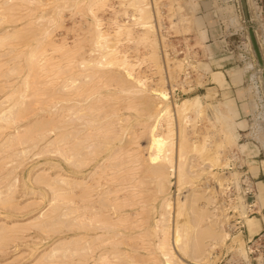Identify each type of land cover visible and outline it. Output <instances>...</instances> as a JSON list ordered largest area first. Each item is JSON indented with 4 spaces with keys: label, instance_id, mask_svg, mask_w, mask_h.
<instances>
[{
    "label": "bare ground",
    "instance_id": "1",
    "mask_svg": "<svg viewBox=\"0 0 264 264\" xmlns=\"http://www.w3.org/2000/svg\"><path fill=\"white\" fill-rule=\"evenodd\" d=\"M13 1L14 0H4V1H2V4L0 5V24L1 25H3L4 23L10 24V25L11 24H16V23L18 24V22L22 21V19L24 18V17L23 18L18 17V16L13 14V12L14 13L18 12L20 10V8H22L21 5L19 6V3H17L18 0H17V2H16V0L14 2ZM50 1H51V3H49ZM61 1L62 0H19L20 3L23 2L24 4H27L26 6H24L25 10L27 12L32 11V9H30L28 5L31 4V6H32L33 3H35L32 6L33 11L42 12V15H40V16L38 15L37 19L34 22H32V21L31 22L30 21L27 22L25 24V28H29L30 27V28H32V31H33L34 30L33 29V27H34L33 25L36 26V24H37L36 21L38 22L40 20L39 23L37 24V26L39 28L38 27H34V28H35V30L38 28V32L44 35V36L42 35L44 37L42 39L47 40L48 38L46 37V34H47V32H49L47 30L49 28H51V26H53V25H54V28H55L56 22L58 20L60 22V19L63 18V17H61V15H62L61 14V12H62V10H61L62 4H59V3H62ZM156 1L157 0H126V4L125 5H126L127 9L130 10L131 14H127L128 11H125L123 14L129 19L130 24H129L128 21L126 23L122 22L123 24L116 23V28L122 34H125V36H129L128 38H130L131 35H132L130 27L131 26H134V27L137 26L141 31H140V33H139V35L137 37H134V39L137 42L144 43L145 46H146V49H147V53H146L147 57L144 60H142V62H147L148 61L150 66L153 67V69H155V73L158 74V76L159 75L161 76V73L163 74L164 67H167L166 65H168L169 68L168 67L167 68L169 70L175 71V75L174 76L173 75L171 77L169 76L170 78H172V82H174L173 77L178 79L179 76H177V75H180V73L181 74L184 73L185 77L183 79L187 80L189 73L186 72V68L185 67H189V68H187V70L190 69L192 67L190 64H193L195 61L194 60H193L194 62L192 61L193 58L192 59L190 58L191 60H189L190 56H187L188 54H186V56H187L186 58L183 57L182 59H179V60L177 58H175L174 55H176V54H173L172 58L167 55L166 51L165 52L163 51L164 54H162L163 53L162 52V47H163V50H166L167 43H166L165 36L163 37V34H161V35L159 34L160 35L159 36L160 39L157 36V34H158L157 32H159V29H161L162 27H160L161 23H159V21H158L159 18L157 16V13H159L160 11L156 12V8L157 7H154V6H157L156 3H155ZM181 1L182 0H174V2H173V3H175L177 5L176 6L177 8L175 7L177 10L175 8L174 9L177 12L179 10V14L181 13L180 11L182 10V14H181L180 20L178 19V22L179 23L181 22L182 24H185V23H189L190 24L188 28H190V29L193 28V31L196 32V34H197V35H195V36H197L196 37V42H197L196 44L200 45L201 43H203L202 42V39H203L202 27L206 23V21L209 22L211 20L210 17H213L214 15L211 16V14H209V13H206V14L204 13V14H202L200 16L196 15L198 13V11H199L198 10L199 2L201 1L203 3L204 0H183L182 1L183 6L186 9L185 8L183 9L181 7V5H180ZM221 1L224 3L225 0H221ZM241 1L242 0H240V3H241ZM83 2H86V5L84 7L86 8L87 11H85V13L88 12L91 15V13L93 12L91 10L92 9L91 6L93 7V5L91 3L95 2V0H81L80 2H79V0H76L74 3H73V0H72V3L68 4V6H71V7H74L75 9H78V7L81 6L80 3H83ZM98 2H99V0L97 2H95V3H98ZM100 2L103 3V0H100ZM244 2H245V0H244ZM95 3H94V6L96 5ZM102 3H101V5H102ZM50 4L53 5L52 9L53 10L55 9V10H54V12L51 11L53 13V16H52V13L50 15V17L52 16L51 18L45 19L46 16L49 13L47 12V13H45L43 15V11H44L43 8H46ZM247 4H249L250 6L252 5L253 6L252 9L256 10L255 6L252 3L248 2ZM88 5H89V7H88ZM68 6H66V7H68ZM225 7H227V6H225ZM151 9H152V11H151ZM26 11H24V12H26ZM219 12H222V11L218 10V13ZM216 13H217V8H216ZM184 14L188 15V16H185ZM21 15H19V16H21ZM36 15L37 14H35V16ZM28 16L29 15H27V14L25 15V17H28ZM35 16H33V17L35 18ZM92 16H93V18H92ZM94 16L95 15L93 13L91 15V18H92L93 22H96L97 19L95 20ZM217 16L219 18V15H217ZM47 17H49V15ZM253 17H255L254 19H256V21H258V23H257L258 24V28L254 30V34H255V38L256 39L254 38V34H253V31H252L254 41L256 40L255 41V46L257 48V51H258L260 57L262 56V59L264 60V29H263V24L261 23V17L259 15H254ZM27 19L29 20V18H27ZM154 21H156L157 27H155V22ZM96 23H98V21ZM231 23H232L231 25H234V26L236 25L235 22H232V20H231ZM19 25H21V24H19ZM94 25H95V23H94ZM48 26H50V27L47 29ZM95 26L97 27V29H95L96 28ZM95 26H93L94 29L92 28V35H91L90 40H89L91 49H90V51H88L89 55H86L88 57H85L86 59L85 58L83 59L82 56H80L81 59H79L78 54H77L78 58H76V60L78 59L80 61V63H79V61L77 60L79 64L78 63L75 64V62H77V61L73 62V61H70V58H68L69 61L71 63H74L75 65H73V64L71 65L70 62L69 63L67 62V64H69V65L65 64V65H67L66 66L67 68L64 69V71L60 68L64 73L61 70H59V72L61 71L63 74H65V77H66V74H68V76H67L66 79L62 80L63 83H61L62 85H60V88L57 91L55 90L56 92H53V91H50V93L46 92L47 93L46 96L48 94H50V95H48V97L51 96V97L57 98V100L59 101V104L62 107L61 109H62L63 114L65 113V115H63V114L62 115L60 114L59 116L57 115L59 117V118L57 117V119H60V120L62 119V121H60V124L58 123L59 120L57 121V124L59 126L57 128H55V129L58 130L59 134L57 136H54V137H56L58 139L57 143L61 144V146L57 147L59 149H54V150L55 151L59 150L58 153H59V156H62L61 159L63 158V162L64 161L65 162L69 161L70 159L73 160L72 161L73 165L71 163L70 167H72V166L76 167V170H77V168L79 166H82L84 163L88 164L87 161L88 162L90 161L89 163H92L93 160L96 161V159L101 157V156H103L102 158H104L105 161L106 160L109 161L111 159V157H112V159H111V162H109V163L106 162L107 164L102 165L101 167L96 165L97 167H94V169L96 168L95 171L90 175L88 181H86V182H85V179L79 180L78 178H74L73 177L72 180H71L70 178H68L69 176L63 177V176H59L57 174H56V176H53L54 178H51L49 176H45L44 173H46V171L44 173H41V171H40V174H38L39 173L38 172L36 174V176L34 175V178L37 177L36 179L37 180L39 179L42 182L41 183L40 181H38V182H40L38 184H40V185L43 184L42 186L48 187L49 188V189H47V190H49L48 193L52 192V195H53L52 196L53 198H51L52 199V203H49V206L51 204V212L47 211V213L48 214L50 213V216H52L54 214L57 216L56 219L54 217H52V218L55 219V220L53 219L55 221V225H56L55 229L56 230L59 229L58 228L59 224L62 227V225H64V223H66V225L67 224L70 225L71 231L69 230V232H72V230L74 228L76 229L77 232H80V233H77L79 235H76V236L74 235V237H77L74 240H70L69 239V241L66 240V242H64V243L63 242L62 243H58V244L54 243V245L57 244L56 247H54V245H53L52 247H54V248L51 249V251H50V248H49L50 252H48V254L41 255L42 254L41 253L40 257L35 259L36 262H38L40 264L41 262L43 263V261H45V263H46V261L48 260L51 263V259H53V258H54V260L55 259H59L58 261H61L64 258L69 257L68 259H71L74 256L77 259V261H75L76 264H86L85 262H86V258L87 257H88L87 261H89V262L91 261V264H130V261H128L129 260V258H128L129 254H128V256L126 254L128 252V250H126V249L127 248L129 249V247H130L131 248L130 250H134V249H132L131 245H128V244H131L132 242L134 243V241L131 242V240H129L128 238H131V236H133V235H134V237H136V235H137L136 238H140V240H141V237H138V236H141L142 234H144V235H146V239L147 240L149 239V238H147V236L150 237V240L152 238L151 242L154 241L153 238H155V242L154 243L152 242L153 243L152 245H154L153 248L155 249V253L157 252L161 256V259L164 260L162 263H161V260H159L161 264H176L174 262L176 260L175 259L176 257L174 255L175 252H173V249H172V244L173 243H175L178 246L179 252H181L183 255H188V256H193L194 255V257L199 258V259H201L202 261H204L205 263H208V264H216L217 261L220 259L221 252L224 251V250H226L225 251L226 253L230 254V260L231 261H234L233 259L237 258L239 260L244 261L245 264H250L249 259H248V252H247V250L245 248V241L240 237L241 234L236 233V229H235L234 225L232 224V220H235L236 217L241 218L242 221H243V226L246 228V231H251V232H253L252 230H255L256 229L255 227L259 225V222H258L259 219L257 218L259 216H254L253 215V214L256 213V210H257V214L258 215L262 214V218L261 219H263V221H264V212L262 211L264 209V179L262 181H259V183L255 184L256 185V193H254V201L253 202L249 201V198L247 196V191H251V189L254 188V185L249 180L250 178L247 175H245V179L242 181L243 173H241L239 171V169H241V167L237 165V159L239 158V157H237L238 156L237 152L240 155H242L243 154L242 153L243 150H247V149H246V146L240 145V143H239L240 140L238 139V136H237L236 132L234 131L235 122H234V115L232 113L233 111H235L234 102L232 100H230V99L229 100L228 99H226V100H222L221 99V100H219V102L216 103L215 106H212V105H209L208 103L206 104L202 100L203 97H199L198 95H196L194 98H191V99L188 98V99H185L183 101L181 99L179 102L172 100L171 97L174 95L173 92H174V90H176L175 87H178V89H182L180 87L184 86L183 83L189 85V83L184 82V81H182L183 83H179L178 82L179 84H177V82H176V85H174L171 82V85L169 84L167 89H166V87L164 88V86H162L161 88H157V89H150L149 88L150 93H148V91H147L148 87L146 86L147 87L146 88L145 85H144L145 82L143 83L141 78H138L139 76L135 77L133 75L134 72H132V70H133V67H135L136 64H130V62L127 60V57L125 56V54L121 55V53L117 49H112L111 51L109 49V52H108L107 51L108 50L107 47H105L106 42H104L105 40H107L104 37L105 34H103V31L100 30L98 24H96ZM22 27H24V25L21 26V28H19V30H18L19 33H20V29L21 30L24 29ZM30 28L28 29V31L30 30ZM156 28H157V30H156ZM182 28L184 29V27H182ZM186 28H187V26H186ZM186 28H185V30H186ZM190 29H188V30H190ZM25 30L27 32V29H25ZM257 30H260L261 35L257 34ZM18 31L17 30H14V31H11V32L9 30H8V32H7V30L5 32L2 31V33H0V44L1 43L5 44L6 43L5 41H7L9 39H10V41H11V39H14V41H15V39L19 40V38L21 36H23L25 39L28 38V37H26L27 35H25L26 33L19 35ZM24 32L25 31H23L22 33H24ZM30 33H31V31L28 34L29 36L32 35ZM35 33H37V32H35ZM247 34L249 36V37L248 36L246 37V39L249 42L248 43L249 44L248 49L252 52V55L255 56V58H256V52L254 50V45H253V42L251 40L250 34L248 33V30H247ZM33 35H35V37L36 36L39 37V34H33ZM42 36L40 35V38ZM48 37H50V36H48ZM30 38H31L30 42H32L33 38L32 37H30ZM42 39H39L40 41L39 40L38 41L35 40L37 42V44H35V46H33V47H30V42L29 43L27 42L26 44H24V46L26 47L25 49H28L27 52H23V56L25 55L26 74L24 76V79H22V82H20V83L22 84V87L25 88L24 89L25 91H26V88H28L27 86H29L30 82H32V84H33L34 83L33 81L35 79L39 78V76H41V75L38 76L37 72H38V70H39V72H41V68L45 64V63L44 64L42 63L43 64L42 65V64H39V62H38V64L40 65L39 66L38 64H36V61H35V60H37L38 54L40 55L41 53L46 51L45 49H43V46H45L47 44H43L41 42ZM160 40H161V42H160ZM10 41H7V43L8 42L10 43ZM101 41H103V42H101ZM7 43H6L5 46H7ZM104 43H105V45H104ZM185 43H187V42H185ZM42 44H43V46H42ZM50 44H48V45H50ZM22 45H23V43H22ZM202 46H204V45H202ZM45 47H47V46H45ZM54 48L55 47H53L52 49H54ZM57 48L60 50L59 52H62L63 49H61L59 46H57ZM57 48H55V49H57ZM58 49L54 50V51L58 52ZM69 49L71 50V47ZM69 49H68V51H69ZM200 50H201V52L202 51L204 52V56H205L206 52H207V50H209V48L204 47L203 50L202 49H200ZM17 51H20V50L18 49ZM184 52L186 53V51H184ZM88 53H86V54H88ZM187 53H188V50H187ZM66 54H67V52L65 54H60L61 58H63L66 61L68 60V59H66L67 57H73L71 55L70 56H66ZM191 54L192 53H190V55ZM4 55H5V53H4ZM9 55H10V53H9ZM0 56H2V54ZM56 56H57V54H56ZM60 56H59V58H60ZM201 57H203V56H201ZM44 58H41V59L39 58V59H40V61H42V60H44V61L50 60L48 57H44ZM204 58H206V57H204ZM52 59H53V57H52ZM62 60H60V62ZM136 60H137V58H136ZM187 60L192 61V62H188ZM195 60H198V58L197 59L195 58ZM8 61H10V60H8ZM137 61H139V60H137ZM170 61L172 62V65L169 66V63H171ZM199 63L200 62L198 61L197 64L199 65ZM257 63H258V61H257ZM15 64H17V63H15ZM0 65H1V63H0ZM5 65H7V64H5ZM35 65L38 68H34ZM47 65L49 66V64H47ZM47 65H44L46 67V69H47ZM81 65H83V66H81ZM198 65L197 66L193 65V67H197L199 69ZM201 65H203L202 67H206V62L202 63ZM201 65H200V67H201ZM258 65H259V63H258ZM263 66H264L263 63H262L261 66H259L261 69L258 71V73H256L257 74L256 77H255L256 79L255 78L254 79L257 80V82L259 84V87L262 90V93H263L262 95L264 97V68H262ZM68 67H70V68H68ZM75 68L76 69H80V70L76 71ZM14 69L16 70L15 66H14L13 70ZM22 69H24V68H22ZM22 69H21V71L19 69L18 70L22 73ZM44 69H42V70H44ZM0 70H2V69H0ZM18 70H17L18 74L16 72V73H13L12 76H14V74H17V76H18L20 74V72ZM47 70L45 71V73H47ZM55 70H57V69H55ZM55 70H53V71H55ZM8 71L10 72V70H8ZM119 71H121V73ZM193 71H195V70H193ZM204 71H206L204 73L208 72L206 69ZM11 72H14V71H12V69H11ZM4 74H5V72H4ZM36 75H37V78H36ZM4 76H7V74L4 75ZM2 78H4V77H2ZM58 78H56V79H58ZM29 79H31V81ZM160 79L163 81L162 78H160ZM160 79H159V81H161ZM205 79H204V81L206 82ZM102 80L106 81V83H107V81H109L108 83H110V81H111V83L114 82L112 84H115V86L114 85L113 86L118 90V93L120 95H122V96L126 95L125 98H127V96H128L131 100H133L134 104H132V101L128 99L130 105H132L131 106L132 109L134 107L133 105H135L136 103H137L138 107H140V105H141L140 108H138L137 105H136V107L138 109L137 108L135 109V107H134V109L136 110V111L134 110V112L138 113V114H141V115L143 113L144 115H142V116L146 117V119H147V123H144L145 127H141V128H144L143 131L142 132L138 131V133L139 132L142 133V135H145V137L147 138V140H146L145 138H143L144 136L143 137L141 136L143 138V141L145 139V143L146 144H145V146H142L141 149H139V150H141L139 152L140 154H135L134 157L132 156L134 158V160H133V158H131L133 161L129 160L130 162L132 161V163L134 165L136 164L138 171H139V169L143 171V173H142V171H140V172L142 174H145L144 175L145 178H143V179L146 180L147 182L142 180V178H139V180H138V178H136L137 181L136 182L134 181L135 184L133 186L132 185L129 186V188L132 187V189H134L133 191H135V193L129 191L130 189L128 188L129 197L126 196L125 200L129 199V201L133 202L132 199H134L137 195L141 196L143 193L145 194V192L146 193L150 192L151 194L154 193L155 194L154 196H156V197H154V196H152L150 194L152 197L151 198L149 197V199L147 198V201L149 200L148 202H150V199H151V202H153L154 200L159 198L160 201H158L159 203H157L158 207L155 208L156 217L154 216V219L152 218L153 219V225L152 224L151 225L153 227L151 226L152 229H149V230L145 229V230H142L140 232L139 229H140V226L142 227L141 224L146 222V220H144V222H142L143 219L142 220H140V219L136 220L135 217L139 216L140 212H136L137 210L136 211H132L131 210L132 212H130V211L127 212V210L123 209V207H125L124 205H126V207H131V205L133 203L130 204V202L127 201V203H126V201H125L126 204H119L120 200H122L121 202H123L124 201L123 198H125V197L121 198L119 193H118L119 196H115L116 195V191H114L115 188L113 190L110 189V188H103L104 186H109V185H106V184H109V182L113 181L112 179H111V181L109 180L111 175L114 174V173L113 174H111V173L115 172L114 170L117 167L116 164L117 163L120 164V162H119L120 158H118L119 159L118 160L116 156H117V154H119L121 152L118 153V151L115 152V151H112V150H114L113 147H114V145L117 142L118 143L122 142V138L120 136H118V133H120V132H118V130L115 128L114 123L112 121H110L113 117L112 116H107V114L108 115H111V113L113 114V111L112 112L110 111V113H108L109 110H110L109 109V110H107L108 112L107 111L105 113L103 112L104 110H102L100 108V106L105 104V102L103 104H99L100 106H98V105L96 106V104H98L97 102H99V95L95 96L94 92L96 93L98 90L97 91L95 90L93 92L89 88L90 87L89 85L93 84L95 81H96L95 85H98L96 83L97 82L99 83ZM50 81H51V79H50ZM53 82H55V80ZM168 83H169V80H168ZM112 84H110V85H112ZM1 85H3V84L1 83ZM8 86H9V84H8ZM22 87L20 86L21 89H22ZM69 87H70V90H69ZM99 87H98V89H99ZM20 88H18V89H20ZM93 88H94V86H92V89ZM184 88L185 87H183V89H182L183 92H185L188 89V88H186V89H184ZM7 89H10V88L8 87ZM53 90H54V88H53ZM18 91L21 92L22 90L21 91L18 90ZM25 91L21 92V94L17 93V94H19V98L18 99H20V102L17 99L18 100L17 104H19L18 106H16V104L14 105V103L11 102L13 105H9L7 107L8 103L10 102L9 98H11V101H12V98L14 97V95L12 94L13 93L12 90H11V94L13 95V97L10 96V93L8 94L9 98H7L6 95L4 96L7 100H9V102L6 100L8 103L3 102L4 99H5L4 97H3L4 99L2 98L0 100V108L1 107L3 108L4 106L6 107V108H3V109H0V124L4 123L5 121L9 122L8 120L12 121V123L17 124L18 122L17 123L13 122V121H17L16 118L19 117L20 119L23 120L24 117L21 118V115H23V116L25 115V117L27 116V114L30 112L29 110H27L29 112L26 113L27 112L26 111L27 107L25 109L26 112H23V110H22V109L25 108L24 106H28L26 104L28 102H25V104H26L25 105L23 103L24 101H22V100H24V96L25 95H23V93H25ZM31 91H32L31 93H34L33 90H31ZM46 91H48V90H46ZM40 92H43V91H40ZM60 93H62V94H60ZM68 93H69V95H67ZM52 94H53V96H52ZM54 94H55V96H54ZM15 96H16V94H15ZM79 97L82 98V99H80L77 102L82 103V105H83V102L85 103L90 98H93L94 102L96 100V103H92V104L89 103L85 108L78 107V109H74V108H77L78 105L76 106V104H75L76 107H73L74 105H72V102H73V100L75 102L76 101L75 98H79ZM50 99H52V98H50ZM237 99H239V100H243L244 99V90L241 89V88H239L237 90ZM123 100H124V98H123ZM128 100H127L126 103H128ZM135 100H136V103L134 102ZM54 101H55V99H54ZM79 103H77V104H79ZM3 104H4V106H3ZM32 104H33V102H32ZM206 105H208L209 107L212 106V108H211V118H212V120H209L208 125L209 124L211 125V126H209V129L211 130V127H214V131L216 130L217 133H215L216 131L214 132L213 129H212V132H210V131H209L210 133L207 132L208 136H206V134H207L206 133V134L203 135L204 139L202 138V136L200 137L201 139L199 138L200 140H202V139L203 140L200 143L198 141V143H199V145H198V143H196L193 140H192L193 143L191 142V140L188 141L187 138L189 137L188 136L189 135V131L191 132V129H194L197 126V120L199 119V117H201L200 115L203 114L202 112L203 111L205 112V109L203 108V106H206ZM125 106L128 107L129 105L126 104ZM208 106H206L205 108L208 109L209 108ZM40 107H41V105H40ZM59 107H57V108H59ZM220 107H221V109H220ZM254 107H255L254 104H252L250 106V109H254ZM54 108L56 110V106H52V111H53ZM128 108L130 109V107H128ZM105 109H107V108H105ZM132 109H130V110H132ZM46 110H47V108H46ZM22 113H26V114H22ZM47 113H48V111H47ZM50 113H51V110H50ZM58 113H60V108H59V112ZM99 113H101V115L102 114L103 115L101 116V115H99ZM114 116H116V115H114ZM260 116H262V115H260ZM20 119H18V121ZM57 119H55V121ZM129 119H130V117H129ZM43 120L45 121V122L43 121V123H41V122L37 123L35 121H33V122L36 123V124H33V122L31 123L30 126H33L32 129H35V131L37 129L36 133H35V131L31 130L30 127H29L30 130H28L29 129L28 128L27 131H25L28 126L24 127L25 130L21 128L22 131L23 130L25 131V133H24V131L22 133H20V130L19 131H15L14 135L12 134L13 136H9L10 139H13V140H11V144H10L9 148H11V147L19 148L20 146L23 145V142H26V144H27V141L28 142L31 141V139L35 136V134L37 135V132L41 133V134L39 133L40 136L38 135L39 137H41L42 133L47 131L45 129H48L50 122H52V120L49 121V122L46 121L47 119H43ZM118 120H119V118H118ZM260 120H261V118H260ZM20 122H21V120H20ZM116 122H117V120H116ZM54 124L57 125L55 122H54ZM13 125L14 124H11V126L14 128ZM5 126L6 125H4V127L0 125V131L2 133L5 130L4 129ZM8 126H10V124L9 125L7 124V127ZM45 126H47V128H45ZM128 126H130V124ZM261 127H262V129H264V122L262 123ZM261 127L259 126L258 128H256L253 135H255L256 138L258 140H260V144L264 148V135L263 136L261 135L262 137L260 136L261 130H262ZM15 128H16V126H15ZM120 129H121V132L124 131L123 127H120ZM6 130H10V129H6ZM15 130H17V128ZM194 130L192 132H194ZM196 130H197V127H196ZM32 131L35 134H33ZM132 132L133 131H130L129 135H131ZM213 132H214V134H218V138H214V137L211 136ZM50 133L52 134L51 131L49 133H47V134L50 135ZM53 133H54V131H53ZM121 134L124 135V132L121 133ZM45 135H43L42 138L43 137L46 138ZM1 136H2V134H1ZM214 136H216V135H214ZM7 137H8V135H7ZM132 137L134 138V136H132ZM52 138H53V136H52ZM135 138H138V136L135 137ZM5 139H4V142H6L8 140L7 139L5 141ZM10 139H9V142H10ZM36 140L38 141V139H36ZM132 140H134V139H132ZM132 140L129 139L128 141L131 142ZM138 140H140V138ZM37 141H36V143H37ZM42 141H45V140H42ZM52 141H53V139H52ZM32 142L34 143V141H31V143ZM49 142H50L49 144H51L50 140H49ZM134 142H135V140H134ZM188 142L189 143L191 142V144H189ZM2 143H3V141H2ZM53 143H54V141H53ZM55 143H56V140H55ZM13 144H15V147L13 146ZM26 144H24V145H26ZM29 144L30 143H28V145ZM58 144H56V145H58ZM127 144L129 145L130 143H127ZM136 144L138 145L139 142H137ZM17 145H19V146L17 147ZM6 146H7V144H6ZM125 146H127V145H125ZM130 146L134 147L133 144L129 145V148H130ZM188 146H190V147H188ZM262 146H259V147H262ZM3 147H5L4 143H3V146L1 148H3ZM33 147H35V146H33ZM36 147H37V145H36ZM54 147H55V145H54ZM224 147H227L228 150H226V148L224 149V150H226L227 153L225 154V157L222 158V156H224V155H222V151H224L223 150ZM13 148H11V149H13ZM233 148H235L236 151ZM11 149H10V151H11ZM27 149H26V153L28 152ZM135 149H129V150H134L135 151ZM207 149H208V151H207L208 153L211 151V150L209 151V149H212V150L214 149L213 150L214 151V155L212 156L211 153H210L209 154V159L207 158V155L202 156L203 154H205L204 152ZM262 149H261V151L264 150V149L263 150ZM46 150H47V148H45V151ZM121 150L122 149L120 148L119 151H121ZM123 151H122V153H123ZM189 151L191 152V154H194L195 152L198 153L199 151L203 152L201 154H199V153L197 154V155L202 156L203 158L202 157H198V156L196 157V155H191L190 153H188ZM213 151H211V152H213ZM43 152H44V148H43ZM52 152H51V154H54ZM114 152L117 153V154H115ZM129 152L131 153V151H129ZM129 152H127V153L129 154ZM14 153H17V152H14ZM106 153H108L109 160L107 159V156L104 157V155ZM132 153H133V151H132ZM223 153H225V152H223ZM18 154L19 155L23 154L24 156H26L25 152H23V151H22L21 154L20 153H18ZM49 154H50V152H49ZM219 154H220V156L221 155L222 156L218 157ZM56 155H58V154H56ZM124 156H125V154L122 157H124ZM194 156L196 158L204 159V162L206 164V167H204V168H206L207 170H203L202 169L201 172L202 173L204 172L206 175L207 174L210 175V177H208V178H212V180H213L211 182L212 183L211 186H208L209 183L207 184V183L204 182L205 186L207 184V187L204 186V187L198 188L199 185H198V187H196V184L192 183L193 180L197 179V177L195 175V177H194L195 179H193L191 181V179L193 178V175H194V173H192V172H194L193 169L196 170V167H198V166L200 167L201 166L200 164L204 163V162H200V164H197L196 163L197 160L193 163V161L195 159ZM14 157H16V156H14ZM17 157H18V155H17ZM119 157H121V156H119ZM122 157H121V159H122ZM11 158H13V156ZM128 158L130 159L129 156H128ZM128 158H127V160H124V161H128ZM220 158H222V159H220ZM20 159H21V157H20ZM202 159H200V160L198 159V161H202ZM115 160H118V162L114 163ZM121 161H123V160H121ZM124 161H123V165L120 164V166H119L120 168L125 165ZM243 161L244 160L242 158L240 160V162H243ZM60 162H58V163L60 164ZM69 162H68V164H69ZM238 162H239V160H238ZM59 164L55 163L56 166L59 165ZM126 165H128V164H126ZM64 166H65V164H64ZM85 166H87V165H85ZM202 166H203V164H202ZM52 167L53 166H51V168ZM91 167H90V169H91ZM127 167H129V166H127ZM59 168L61 169L62 167L59 166ZM66 168H68V167H66ZM80 168H78V171L80 170ZM74 169L75 168H73V169L70 168V170H72V171ZM83 169H84V166H83ZM118 169L119 168H117V170ZM126 169H127V174H129L130 172H133L136 169V167H135V169H134V167L132 168V169H134L133 171H131L129 168H126ZM128 169H129V173H128ZM199 169H201V167ZM210 169H216V170L214 172L213 170H210ZM123 170H121V171H123ZM248 170L251 171L250 168H248ZM61 171H63V170H60V172ZM121 171H119V172L122 173ZM138 171H136V172H138ZM119 172H118V174H119ZM140 172H138V174ZM218 172H219V175H218ZM67 173H68V171H67ZM83 173L85 174L86 172H83ZM0 174H1V172H0ZM195 174H196V171H195ZM199 174H200V172H199ZM199 174L197 176H199ZM115 175L116 174H114V177L116 178ZM124 175H125V173H124ZM132 175H133V173H132ZM132 175L131 176L125 175V176H128V177L131 178V177H133ZM221 175H222V177H220ZM119 176L120 175H118V177ZM134 178H135V175H134ZM36 179H34V181ZM121 179H122V177H120V180L118 179V181L121 182ZM37 180H36L35 183H37ZM114 180H116V179H114ZM128 180H130V179H128ZM128 180H126V181H128ZM140 180H142V181H140ZM3 181L5 182V179ZM8 181H9V179H8ZM34 181L32 180V182H34ZM101 181H102V183H103V181H105V182L107 181L108 183L104 182L105 185H103L101 183ZM126 181H123V182H126ZM187 181H190L191 184L195 185V186L192 187L191 184L188 185L189 182H187ZM148 182H150L149 184H151V186L153 187V190H151V191H147V189H144L145 187L141 186L143 183H144V185L148 184ZM114 183L115 182H113V184ZM185 183L189 186V189H187L185 193H182L183 191H185V189L181 193H179L181 188L185 187L184 186V185H186ZM242 183L245 185V187L242 186ZM116 185H114V186H116ZM190 185H191V189H190ZM202 185H204V184H202ZM12 186H13V184L12 185L10 184L8 186V188H6L9 191V193H8V191L4 190L6 192V194L4 193L5 194L3 196L4 198H1V195L3 194V192L0 191V206H5L7 208L8 207L13 208V207L9 206V205H13V204H11V202H13V201H11V200H13V198H12L13 197L12 196L13 191L11 189ZM126 186H128V185H126ZM140 186L146 191L140 192V190L142 189ZM46 187H44V188H46ZM110 187H112V186H110ZM120 187H117L116 189L119 188L118 190H120ZM171 187L174 188L175 192L179 193V194L177 193L178 197L180 195H182V197L180 196L181 199L178 200L176 204L172 201L173 197L171 198V195H169V189ZM101 188H103V189H101ZM149 188H150V186H149ZM124 189L125 188H123L120 191L124 192L123 191ZM137 190L140 193V195L137 194ZM120 191H118V192H120ZM31 193H33V191ZM131 193H133V194H131ZM75 194H78V196L81 198L80 202L83 203L84 206H82L80 208L79 207L78 208L75 207L76 206L75 204L77 202L75 204H73L74 202L71 200L72 198L70 197V196H72V197L75 196ZM174 195H175V197H177L176 193ZM148 196H149V194H148ZM69 197L71 199H69ZM76 197H77V195H76ZM73 199H74V197H73ZM134 200H136V198ZM200 200L202 201V203H201ZM58 201H59V203L61 201V203H60V205L57 206ZM78 201H79V199H78ZM117 201L119 203H116ZM137 201H139V199ZM147 201L145 200L144 202L146 203ZM199 201L201 203L200 205L198 204ZM144 202L141 201V203H144ZM36 203H33V204H36ZM145 203H144V205H145ZM69 204L71 206L73 205L75 208L74 207L71 208L70 206L68 207ZM139 204H140V202H139ZM250 204L254 205L253 208L249 207ZM150 205H152V204L150 203ZM14 207H15V204H14ZM31 207H33V206H31ZM146 207L147 206H145L144 208H146ZM152 207H153V205H152ZM29 208H27V209H29ZM25 209H26V207H25ZM134 209H136V208H133V210ZM140 209L143 210L141 207H140ZM140 209L138 208L139 211H140ZM144 210L142 211L143 213H144ZM146 211H147V209H146ZM155 212H154V215H155ZM230 212L233 213L231 216L229 214ZM47 213H46V210L45 211L44 210L38 211L36 217L33 219V223H30V225H33L32 226L33 228L38 227L37 229H41V231H44L45 234H47L48 231L51 232L52 229H50V228H51V226H53V225H51L53 223H49V224L46 223V220H47L46 217H50L49 215L48 216L45 215ZM149 213H150V209H149ZM149 213H147V214H149ZM142 215L144 216V214H142ZM251 215H253V216L250 218ZM128 216H130V218L131 217L135 218L134 219L135 221H131L132 218L130 219V221H131V222H129L130 224L127 223L129 225L125 224L128 221V220H126L128 218ZM146 216H148V215H146ZM61 217L64 218V220L63 219L61 220L60 219ZM190 217H192V219ZM148 218H149V216H148ZM54 221H52V222H54ZM140 221L142 222L141 224H140ZM48 222H50V218H49ZM56 222L59 223V224L57 225ZM25 223L27 224V222H25ZM72 223H74V224H72ZM198 224L202 225L201 228L190 229V226H197ZM20 225H21L20 223L19 224L18 223L1 224L0 225V243L4 242V241L7 242L8 240L11 241L10 240L11 237H13L12 239H14L16 231L19 228L23 227L22 225L20 227ZM30 225H26V226H29V228H30ZM67 226H63L62 228L67 227ZM145 226H147V225L145 224ZM71 227H74V228H71ZM148 227H150V226H148ZM23 228H22V230H23ZM68 228H66V229H68ZM37 229L35 228V231ZM47 229H48V231H47ZM127 229H128L129 233H126ZM22 230L19 229L17 232L20 233L19 231H22ZM45 230L47 232H45ZM61 230H60V232H61ZM54 231H53V233L55 235ZM58 231H57V233H58ZM69 232H67V233H69ZM10 233L12 235L14 233V236L11 235L10 239L6 238L7 234H10ZM140 233H142V234L140 235ZM254 234L249 233L248 234L249 238H251L252 235H254ZM143 236H142V238H143ZM134 237H132V238L134 239ZM15 238L18 240V237L15 236ZM21 239L23 240V238H21ZM45 239H47V238H45ZM126 239H128V240H126ZM143 239L145 240V238H143ZM134 240L137 241V239H134ZM147 240H145V241H147ZM125 241H126V243H125ZM127 241H130V243L127 242ZM4 243H1V244L4 245ZM11 243H14V241L11 242ZM143 243H145V242H142L141 244H143ZM146 243H148V242H146ZM125 244H126V246L128 245L129 247L126 248ZM3 245H2V247L4 248ZM146 246L148 247L147 244H146ZM150 246L148 247L149 249H150ZM133 247H135V246H133ZM138 247H141V246H138ZM143 248H144V246H143ZM153 248L151 246V249H153ZM144 250L145 249H143V251ZM135 251H133V252H135ZM30 253H32V252H30ZM67 253L69 254V256H66ZM158 254H157V257H158ZM217 255H218V257H217ZM139 257H141V256H139ZM131 258H130L131 261H134L137 257H135V259H134V257H131ZM72 260H74V259H72ZM138 261H139V259H138ZM141 261L143 262V260H141ZM141 261H139V262H141ZM159 261H157V262L155 261L153 263L157 264V263H159ZM177 261H179V260L177 259ZM62 262H63V260H62ZM34 263L35 262H32V264H34ZM38 263H36V264H38ZM198 263H200V262H198Z\"/></svg>",
    "mask_w": 264,
    "mask_h": 264
},
{
    "label": "rangeland",
    "instance_id": "2",
    "mask_svg": "<svg viewBox=\"0 0 264 264\" xmlns=\"http://www.w3.org/2000/svg\"><path fill=\"white\" fill-rule=\"evenodd\" d=\"M2 1H4V0H0V5L2 4ZM15 1V0H14ZM13 1V2H14ZM76 0H73V3L75 2ZM81 0H79V2H80ZM98 1V0H97ZM96 0H95V2H97ZM183 1V0H182ZM182 1L180 2V5H181V7L184 9L185 7L183 6V3H182ZM221 0H217L216 2L217 3H219ZM16 2H17V0H16ZM62 3H59V4H62V7H61V10H62V12H61V17H63V18H61L60 19V22H59V20L56 22V24H55V28H54V25L53 26H51V28H49L50 26H48L47 27V31H49V32H47V34H46V37L48 38H46L47 40H45V39H42V38H44L43 36V34H41V33H39L38 32V26H37V24L39 23V21L37 22L36 21V26L35 25H33L34 27H38L36 30H35V28L33 27V31H32V28H30V30L28 31V29L29 28H25V24L27 23V22H34L36 19H37V17H38V15L40 16V15H42V12H37V11H33V8H32V6L35 4V3H33V5L31 6V4H29L28 6H29V8L30 9H32V11H29V12H27L26 10H25V7L24 6H26L27 4H24L23 2H19V0H18V2L17 3H19V6L21 5V7L24 9H22V8H20V10L18 11V12H13V14L14 15H16V16H18V17H21V18H23L22 19V21H20V22H18V24L16 23V24H6V23H4L3 25H1L0 26V33H2V31L3 32H5L6 30H7V32H8V30L11 32V31H14V30H19V28H21V26H23L24 25V27H22V28H24V29H22L23 31H25L24 33H22L23 31L20 29V33H19V31H18V34L19 35H21V34H25V35H27L26 37H28L27 39H25L23 36H21L20 38H19V40H16L15 39V41H14V39H11V41H10V39L9 40H7V41H10V43L8 42L7 43V41H5L6 43H7V46H5L6 45V43L5 44H3V43H1L0 45V55L2 54V56L4 57H2V56H0L1 58H0V63H1V65H0V69H2V70H0L1 72H0V100L6 95V97L7 98H9L8 96V94L10 93V96L11 97H13V95H14V97L12 98V101H11V98H9V100H10V102H9V100H7L5 97V99H4V101L3 102H5V103H8V105H7V107L9 106V105H13L12 103H14V105L16 104V106H18L19 104H17L18 102V100H19V102H20V99H18L19 98V94H21V92H23V91H25L24 89V87H22V84L20 83V82H22V79H24V76H25V74H26V63H25V55L23 56V52H27V50L28 49H25L26 47L24 46V44H26L27 42L29 43L30 42V40H31V38L30 37H32L33 39H32V42H30V47H33V46H35V44H37V42L35 41V40H39V39H42L41 40V42L43 43V44H47V45H45V46H47V47H45V46H43V44H42V46H43V49H45L46 51L45 52H43V53H41L40 55L38 54V56H37V60H35L36 61V64H38V62H39V64H44V65H47V64H49V66L47 65V69H46V67L43 65V67L41 68V72H39V70H38V76L39 75H41V76H39V78H37V75H36V78L37 79H35L33 82V84H32V82H30L31 81V79H29L30 81V84H29V86H27L28 88H26V91H25V93H23V95H25L24 96V100H22V101H24L23 103L25 104V102H28V103H26L28 106H24L25 108L24 109H22L23 110V112H26L27 110H29V111H27L26 113H28L27 114V116L25 117V115L23 116V115H21V118L22 117H24L23 118V120L22 119H20L19 117L18 118H16V120L17 121H13V122H18L17 124H15V123H12V121H10V120H8L9 122H6L8 125L10 124V126H8L7 127V124L4 122V123H1L0 125L1 126H3L4 127V125H6L5 126V130L3 131L2 129V131H3V133L0 131V133L2 134V136H1V134H0V172H1V174H0V191L1 192H3V194L1 195V198H4L3 196L6 194V192L5 191H8L6 188H8V186L11 184H13V186L11 187V189H12V191H13V193H12V198H13V200H11V201H13V202H11V204H13V205H9V206H11V207H13V208H10V207H5V206H0V223L1 224H12V223H20L23 227H21V225H20V227L21 228H19L20 230H22V228H23V230L22 231H19L20 233H18L17 231L19 230H17L16 231V233H15V236L16 237H18V240L15 238V236H14V233H13V235L10 233V234H7V236H6V238H9L10 239V237H11V235L12 236H14V239H12L13 237H11V241H4V242H1V243H4V245L3 244H1L0 243V264H32V262H35L34 264H36V263H38V262H36V260L35 259H37V258H39L40 257V254L41 255H43V254H48V252H50L51 251V249H53L54 247H56V245L58 244V243H64V242H66V240L67 241H69V239L70 240H74V239H76L77 237H74V235L76 236V235H79V234H77V233H80V232H77L76 231V229L74 228V227H71V228H74L73 230H72V232H69V230L71 231V229H70V225H66V223H64V225H62V227L63 226H67V227H64L65 229L66 228H68V229H64V228H62L61 227V225L59 224V223H57L56 222V224L59 226H57L59 229V231L58 230H56L55 229V227H56V225H55V219L57 218V216L54 214V215H52V216H50V213L48 214L47 213V211L48 212H51V204H50V206H49V203H52V199L51 198H53L52 196V192H50V193H48L49 192V190H47V189H49L48 187H46V186H42L43 184H38V183H40L41 181L38 179H36L37 177H35L34 178V175L36 176V174L38 173V174H40V171H41V173H44L45 171H46V173H44L45 174V176H49V177H51V178H54L53 176H56V174L57 175H59V176H63V177H66V176H69L68 178H70L71 180H72V178L74 177V178H78L79 180H83V179H85V182L86 181H88V179H89V177H90V175L95 171V169H94V167H97L96 165H98V166H102V165H105V164H107L106 162H111V159H112V157H111V159L109 160V158H108V153H106L105 155H104V157L105 156H107V159L109 160V161H105L104 160V158H102L103 156H101V157H99V158H97L96 159V161L95 160H93L92 161V163H89L88 161H87V163L88 164H85V165H87V166H85L84 164L82 165V166H79L78 168H80V170L78 171V168H77V170H76V167H73V168H75L73 171L72 170H70V168L71 169H73L72 167H70L71 165V163H72V161L73 160H69V161H64L63 162V158L61 159V157L62 156H59V153H58V151L59 150H57V151H55L54 149H59V148H57V147H59V146H61V144H58L57 143V141H58V139L56 138V137H54V136H57L58 134H59V132H58V130H56L55 128H57L59 125L57 124V121H58V123L60 124V121H62V119L60 120V119H57V117L61 114H63V112H62V107H61V105L59 104V101L57 100V98H54V97H51V96H49L50 98H52V99H50L49 97H48V95H50V94H48L47 96H46V94L47 93H50V91H53V92H56L59 88H60V85H62L61 83H63L62 82V80L63 79H66L67 78V76H68V74H66V77H65V74H63L64 72V69H66L67 67V65H69V64H67V62L69 63L70 61H77L76 60V58H78L79 57V59H81L80 58V56H82V58L84 59L85 57H88V56H86V55H89V53H88V51H90V49H91V46H90V42H89V40H90V37H91V35H92V28L94 29V27L93 26H95L96 24H98L99 25V28H100V30L101 31H103V34H105V38L107 39V40H105L104 42H106V45H105V43H104V45H105V47H107V51L109 52V49H110V51L112 50V49H117L120 53H121V55L122 54H125V56L127 57V60L130 62V64H136L135 65V67H133V70H132V72H134V76L136 77H138V78H141V80L143 81V83H144V85H145V87L148 89L147 91H148V93H150V90H149V88L150 89H157V88H161L162 86H164V88L166 87V89H167V87L169 86V84L171 85V82H172V78H170L172 75L174 76L175 75V71H171V70H169L168 68V65H166L167 67H164V71H163V74L161 73V76L159 77L158 76V74H156L155 73V69H153V67H151L150 66V64L148 63V61L147 62H142V60H144L147 56H146V53H147V49H146V46H145V44L144 43H140V42H137L135 39H134V37H137L138 35H139V33H140V29L137 27V26H131L130 28H131V37L130 38H128L129 36H125V34H122L120 31H118L117 30V28H116V23H120V24H123L122 22H124V23H126L127 21L129 22V24H130V21H129V19L123 14L125 11H128L127 12V14H131V12H130V10L129 9H127V7H126V0H103V3L102 2H100V0H99V2L98 3H95V2H93V3H91L92 5H93V7L91 6V10L93 11L92 13H91V15L94 13V15L96 16H94V19L96 20L97 19V21H98V23H96V22H93L92 21V18H93V16H92V18H91V15L88 13V12H86L85 13V11H87L86 10V8L84 7L85 5H86V2H83V3H80L81 4V6L80 7H78V9H75L74 7H71V6H68V4H71L72 3V0H62L61 1ZM174 2V0H157L155 3H156V5L157 6H154V7H157L156 8V12L158 11H160L159 13H157V16H158V18H159V23H161L160 24V27H162L161 29H159V32H157L158 34H157V36H158V38H159V36L161 35V34H163V37L165 36V38H166V43H167V47H166V50H163V47H162V52L164 51H166L167 52V55L168 56H170L171 58H172V56H173V54H176V55H174L175 56V58H177L178 60L179 59H182L183 57L184 58H186L187 56H190L189 57V60H191L192 58V61L194 62L193 64H190L191 66V70L190 69H188L187 70V68H189V67H185L186 68V72L187 73H189L188 74V79L187 80H184L183 78L185 77L184 76V73H180V75H177V76H179L178 77V79H176V78H174L173 77V80H174V82H172L174 85H176V82H177V84H179V83H183L182 81H184V82H187V83H189V85H187V84H185V83H183L184 84V86L183 87H185L184 89H186V88H188L185 92H183V87H180V88H182V89H178V87H175V89L176 90H174V95L171 97V99L172 100H174V101H180L181 99H182V101L183 100H185V99H188V98H194L196 95H198L199 97H203L202 98V100L207 104H209V105H212V106H215L216 105V103L217 102H219V100H226L227 98H225L224 99V97H221L219 94H218V92L216 91V90H212V89H209V88H207L206 87V82H207V80L205 79L206 78V73H204V72H206V71H204L205 69L207 70V67H202L203 65H201L202 63H204L205 61H206V58H204V57H206V55L204 56V52L202 51L201 52V50L200 49H202L203 50V48L204 47H206L203 43H201L200 45L198 44H196L197 42H196V37L197 36H195V35H197L196 34V32L195 31H193V28L192 29H190V28H188L189 27V23H185V24H182L181 22L179 23L178 22V19L180 20V17H181V14H182V10L180 11L181 13L179 14V10H178V12L176 11L177 9V5L175 4V3H173ZM248 2H250V3H252L254 6H255V8H256V10L255 9H252L253 8V6L251 5H249V4H247ZM49 3H51V1L49 2ZM94 3L96 4L95 6L97 7H95L94 6ZM100 3V4H99ZM101 3H102V5H101ZM223 3V2H222ZM225 3V4H224ZM224 3H223V5H224V7H225V5H227V7L229 8L228 10H229V14H228V17H229V21H228V19H227V24H228V26H230V27H232V29L230 28V30H228L229 31V34H230V40L231 41H229V43H228V46H226V51H228V52H231V51H233V53H234V55H235V57H236V59L238 60V62H237V64L240 66V67H245V78H246V86H243V87H245L248 91V99H249V101H248V105H249V108H250V106L252 105V104H254V106L256 107H254V109H250V111H248V113H249V119H250V128H251V130L253 131V132H255V129L256 128H258L259 126L261 127V125H262V123L264 122V97H263V93H262V90L260 89V87H259V84H258V82H257V80H255L256 78V73H258V71L261 69L259 66L260 65H258V63H257V56H256V58H255V56H253L252 55V52L248 49V47H249V42H248V40L246 39V37L248 36V34H247V30H251V31H253V34H254V30L255 29H257L258 28V21H256V19H254L255 17H253L254 15H259L260 17H261V23L264 25V0H245V4H246V11H247V19H245V17H244V12H243V9H242V5H241V3H240V0H225L224 1ZM13 4V3H12ZM66 4V5H65ZM83 4V5H82ZM90 4V5H91ZM159 4V5H158ZM167 4V5H166ZM101 5V6H100ZM175 5V6H174ZM203 5H204V9L206 8H208V6H209V2L208 1H206V0H204L203 1ZM66 6H68V7H66ZM168 6V7H167ZM51 7V8H50ZM52 7H53V5H49V6H47L46 8H43V15L45 14V13H49L48 15H49V17H47L46 16V18L45 19H47V18H51L52 16H53V13L52 12H54V10L52 9ZM88 7H89V5H88ZM99 7V8H98ZM176 7V8H175ZM176 10H175V9ZM100 9V10H99ZM186 9V8H185ZM24 11H26V12H24ZM50 11V12H49ZM52 11V12H51ZM151 11H152V9H151ZM256 13H255V12ZM260 11V12H259ZM36 12V13H35ZM254 12V13H253ZM259 12V13H258ZM17 13V14H16ZM19 13V14H18ZM24 13V14H23ZM29 13V14H28ZM37 14L36 16H35V14ZM51 13H52V16L50 17V15H51ZM75 13V14H74ZM207 12H206V10H205V14H206ZM22 14V15H21ZM33 15V16H35V18L33 19L31 16L29 17H25V15ZM159 14V15H158ZM252 14V15H251ZM19 15H21V16H19ZM90 15V16H89ZM171 15V16H170ZM179 15V16H178ZM185 15V14H184ZM197 16H198V13L196 14ZM183 16V15H182ZM185 16H188V15H185ZM199 16H200V14H199ZM179 17V18H178ZM196 17V16H195ZM26 18V19H25ZM27 18H29V20L27 19ZM234 18V19H233ZM253 19V20H252ZM27 20V21H26ZM231 20H232V22H235V26L234 25H231L232 23H231ZM235 20V21H234ZM155 22V27H157V25H156V21H154ZM173 22V23H172ZM62 23V24H61ZM94 23H95V25H94ZM158 23V24H159ZM19 24H21V25H19ZM128 24V25H129ZM154 24V23H153ZM183 26H182V25ZM188 24V25H187ZM61 25V26H60ZM12 26V27H11ZM58 26V27H57ZM186 26H187V28L188 29H190V30H188L187 28H186ZM57 27V28H56ZM96 27V26H95ZM171 27V28H170ZM182 27H184V29L182 28ZM9 28V29H8ZM98 28V29H99ZM185 28H186V30H185ZM6 29V30H5ZM25 29H27V32H26V30ZM95 29H97V27L95 28ZM5 30V31H4ZM156 30H157V28H156ZM22 31V32H21ZM31 31V33L30 34H32V35H28L29 34V32ZM37 32V33H35V32ZM89 31V32H88ZM161 31V32H160ZM163 32V33H162ZM89 33V34H88ZM195 33V34H194ZM33 34H39V37L38 36H36L35 37V35H33ZM50 34V35H49ZM160 34V35H159ZM257 34H259V35H261V32H260V30H257ZM40 35L42 36L41 38H40ZM48 36H50V37H48ZM38 37V38H37ZM249 37V36H248ZM18 38V37H17ZM24 40H22V39ZM254 38H255V34H254ZM160 39V38H159ZM250 39V38H249ZM256 39V38H255ZM36 43H35V42ZM40 41V40H39ZM51 41V42H50ZM256 41V40H255ZM23 43V45H22V43ZM40 42V43H41ZM78 42V43H77ZM101 42H103V41H101ZM160 42H161V40H160ZM185 42H187V43H185ZM202 42H203V40H202ZM51 43V44H50ZM56 43V44H55ZM80 43V44H79ZM4 46H3V45ZM48 44H50V45H48ZM55 44V45H54ZM60 44V45H59ZM64 44V45H63ZM257 44V43H256ZM78 45V46H77ZM202 45H204V46H202ZM238 45H240V46H238ZM3 46V47H2ZM12 46V47H11ZM17 46V47H16ZM57 46H59L61 49H63L62 50V52H59L60 50L57 48ZM74 46V47H73ZM188 46V47H187ZM14 47V48H13ZM20 47V48H19ZM53 47H55V48H57L58 49V52L56 51H54V50H57V49H52ZM71 47V50L69 49ZM157 47V46H156ZM193 47V48H192ZM201 47V48H200ZM4 48V49H3ZM13 48V49H12ZM17 48V49H16ZM22 48V49H21ZM82 48V49H81ZM208 48V47H207ZM20 50V51H17V50ZM68 49H69V51H68ZM78 49V50H77ZM188 50V53H187V50ZM193 49V50H192ZM2 50V51H1ZM11 52H10V51ZM67 50V51H66ZM77 50V51H76ZM192 52H191V51ZM6 51V52H5ZM15 51V52H14ZM17 51V52H16ZM106 51V52H107ZM161 51V50H160ZM184 51H186V53L184 52ZM190 51V52H189ZM8 52V53H7ZM53 52V53H52ZM67 52V54H66V56H73V57H67L66 59H68V58H70V61H69V59L66 61V60H64L63 58H61V56H60V54H65ZM69 52V53H68ZM161 52V53H162ZM164 52L162 53V54H164ZM175 52V53H174ZM207 52H208V50H207ZM249 52V53H248ZM4 53H5V55H4ZM9 53H10V55H9ZM22 53V54H21ZM47 53V54H46ZM86 53H88V54H86ZM190 53H192L191 55H190ZM15 54V55H14ZM18 54V55H17ZM21 54V55H20ZM56 54H57V56H56ZM59 54V55H58ZM77 54H78V57H77ZM186 54H188L187 56H186ZM196 54V55H195ZM202 54V55H201ZM51 55V56H50ZM53 55V56H52ZM76 55V56H75ZM6 56V57H5ZM11 56V57H10ZM14 56V57H13ZM59 56H60V58H59ZM192 56V57H191ZM201 56H203V57H201ZM24 59H23V58ZM44 57H48L50 60H48V61H44V60H42V61H40V59L41 58H44ZM52 57H53V59H52ZM56 57V58H55ZM75 57V58H74ZM40 58V59H39ZM55 58V59H54ZM72 58V59H71ZM75 60H74V59ZM136 58H137V60H139V61H137L136 60ZM191 58V59H190ZM195 58L197 59L198 58V60H195ZM202 58V59H201ZM261 59H262V56L260 57ZM45 59V58H44ZM65 61H63V60ZM86 59V58H85ZM200 59V60H199ZM5 62H3V61ZM8 60H10V61H8ZM60 60H62L61 62H60ZM189 60H187L188 62H192V61H189ZM13 61V62H12ZM22 61V62H21ZM56 61V62H55ZM79 61V60H78ZM78 61L77 62H75V64H77L78 63ZM199 61L200 63H199V65L197 64V62ZM255 61V62H254ZM10 62V63H9ZM50 62V63H49ZM53 62V63H52ZM58 62V63H57ZM139 62V63H138ZM171 62V61H170ZM9 63V64H8ZM15 63H17V64H15ZM22 65H21V64ZM57 63V64H56ZM62 63V64H61ZM71 63V62H70ZM79 63H80V61H79ZM78 63V64H79ZM161 63V62H160ZM262 63H263V65H264V60L262 59ZM4 64V65H3ZM5 64H7V65H5ZM13 64V65H12ZM38 64V65H39ZM51 64V65H50ZM65 64H67V65H65ZM75 65L74 63H71V65ZM139 64V65H138ZM3 65V66H2ZM41 65V66H42ZM170 65H172V62L171 63H169V66ZM193 65L194 66H199V69L197 68V67H193ZM200 65H201V67H200ZM12 66V67H11ZM14 66H15V68H16V70L14 69L13 70V68H14ZM23 66V67H22ZM40 66V65H39ZM55 66V67H54ZM64 68H63V67ZM81 66H83V65H81ZM8 67V68H7ZM49 67V68H48ZM22 68H24V69H22V73L20 72L21 71V69ZM34 68H38L36 65H35V67ZM45 68V69H44ZM52 70H51V69ZM63 70H61V69ZM68 68H70V67H68ZM80 68V67H79ZM262 68H264V66L262 67ZM11 69H12V71H14V72H11ZM20 71H19V70ZM42 69H44V70H42ZM55 69H57V70H55ZM248 69V70H247ZM8 70H10V72L8 71ZM17 70L20 72V74L17 76V74H18V72H17ZM24 70V71H23ZM47 70V73H45V71ZM53 70H55V71H53ZM59 70H61L60 72H59ZM75 70L77 71V70H80V69H76L75 68ZM193 70H195V71H193ZM199 70V71H198ZM193 71V72H192ZM4 72H5V74H4ZM9 74H8V73ZM17 72V74H14V76H12L13 75V73H16ZM54 72V73H53ZM120 73H121V71H119ZM198 72V73H197ZM42 73V74H41ZM57 73V74H56ZM61 73V74H60ZM6 75L7 74V76H4V75ZM23 74V75H22ZM49 74V75H48ZM200 74V75H199ZM202 74V75H201ZM17 77H16V76ZM56 75V76H55ZM63 75V76H62ZM170 76V77H169ZM2 77H4V78H2ZM53 77V78H52ZM59 77V78H58ZM61 77V78H60ZM63 77V78H62ZM176 77V76H175ZM203 77V78H202ZM213 77V79L215 80L216 79V77H215V75H213L212 76ZM215 77V78H214ZM47 78V79H46ZM56 78H58V79H56ZM160 78H162L163 79V81L160 79ZM255 78V79H254ZM39 79V80H38ZM50 79H51V81H50ZM159 79L161 80V81H159ZM204 79L206 80V82L204 81ZM37 80V81H36ZM47 80V81H46ZM55 80V82H53ZM57 80V81H56ZM168 80H169V83H168ZM50 81V82H49ZM189 81V82H188ZM191 81V82H190ZM202 81V82H201ZM12 82V83H11ZM38 82V83H37ZM96 82V81H95ZM95 82L93 83V84H91V85H89L90 87V90L91 91H97L96 93L94 92V94H95V96L97 95H99V102H97L98 104H96V106L98 105V106H100L99 104H103L104 102H105V104H103V105H101L100 106V108L102 109V110H104L103 112L105 113L107 110H109V112L108 113H110V111L112 112L113 111V114L111 113V115H108L107 114V116H112L113 118L110 120V121H112L113 123H114V126H115V128L118 130V132H120V133H118V136H120L121 138H122V142L119 144L118 142L114 145V147H113V149L114 150H112V151H115V152H117L118 151V153L119 152H121V153H119V154H117V153H115V154H117V159L118 158H120V164H122L123 165V161L124 160H127V158H128V156L130 157V159L128 158V161H124V166H122L121 168L119 167L120 166V164L119 163H117L118 162V160H115L114 161V163L116 162L117 164V167L115 168V172H112L111 174H116L115 176H116V178L114 177V174L113 175H111V177L109 178V180L111 181V179L113 180V181H111V182H109V184H106V185H109V186H104L103 188H110V189H116L117 187H120V190H122L123 188H125L123 191L126 193H124V192H122V191H120V190H118V189H114V191H116V195L115 196H119V194H120V196H121V198H123V197H125V198H123V202H121L122 200H120V203L117 201L116 203H119V204H126L127 203V201L128 202H130V204H132L131 205V207H126V205H124L125 207H123V209L124 210H127V212H132V211H136V212H140V215L139 216H136L135 218H136V220L137 219H140V220H142L143 219V221L142 222H144V220H146V222H144L147 226H145V224L144 223H142L141 221H140V224L142 225V227L140 226V232L142 231V230H145V229H152V225H153V219H154V216L156 217V212H155V208L156 207H158V205H157V203H159L158 201H160L159 200V198L158 199H156V200H154L153 202L155 203H153V202H151V199H150V202H148L147 201V198L149 199V197L151 198L152 196H154L155 194L154 193H150V192H145V194L148 196V194H149V196L147 197L144 193L141 195V196H136L135 198H136V200H134V199H132L133 200V202H131V201H129V199H127V200H125L126 199V196H128L129 197V193H128V188H129V186H133L134 184H135V182L137 181V179L136 178H138V180H139V178H142V180H144L143 178H145V174H142L143 173V171L142 170H140L139 169V171H138V169H137V166H136V164L134 165L133 163H132V161L134 160V156H135V154H140L139 152L141 151V150H139V149H141L142 148V146H145V139L147 140V138L145 137V135H142V133H140V132H142L143 131V129L144 128H141V127H145V125H144V123H147V119H146V117H144V116H142V115H144L143 113H142V115L141 114H138V113H135L134 112V110L138 107V105H137V103H136V100L134 101L136 104L135 105H133L134 107H135V109H134V107H133V109L131 108V106L132 105H130V103H129V100H131L128 96H127V98H125V96L126 95H120L119 93H118V90L114 87L115 86V84H112V83H114V82H112L111 83V81H110V83H108L109 81H107V83H106V81H104V80H102V81H100L99 83L97 82L96 84H98V85H95ZM106 84H104V83ZM165 82V83H164ZM179 82V83H178ZM1 83L3 84V85H1ZM9 84V86H8V84ZM51 83V84H50ZM12 84V85H11ZM17 84V85H16ZM21 84V85H20ZM32 84V85H31ZM49 84V85H48ZM108 84V85H107ZM110 84H112V85H110ZM12 87H11V86ZM22 87V89L20 88V86ZM46 85V86H45ZM102 85V86H101ZM114 85V86H113ZM6 86V87H5ZM18 88H20V89H18ZM32 86V87H31ZM92 86H94V88L92 89ZM100 86V87H99ZM10 88V89H7V88ZM14 87V88H13ZM16 87V88H15ZM54 88V90H53V88ZM71 87V86H70ZM70 87H69V90H70ZM97 87V88H96ZM98 87H99V89H98ZM114 87V88H113ZM208 87H214V86H212L210 83H209V85H208ZM38 88V89H37ZM45 88V89H44ZM56 88V89H55ZM145 88V89H146ZM14 89V90H13ZM22 90L21 92H19L18 90ZM51 89V90H50ZM4 90V91H3ZM11 90H12V94H11ZM18 92H17V91ZM30 90V91H29ZM31 90H33V92L34 93H31L32 91ZM46 90H48V91H46ZM56 90V91H55ZM40 91H43V92H40ZM204 91H205V93H204ZM261 91V92H260ZM16 92V93H15ZM29 92V93H28ZM40 92V93H39ZM47 92V93H46ZM89 92V91H88ZM16 94V96H15V94ZM17 93H19V94H17ZM52 93V92H51ZM224 93V95H226V92H223ZM60 94H62V93H60ZM115 94V95H114ZM204 94V95H203ZM244 94H245V91H244ZM42 95V96H41ZM67 95H69V93L67 94ZM147 95V94H146ZM18 96V97H17ZM27 96V97H26ZM46 96V97H45ZM52 96H53V94H52ZM54 96H55V94H54ZM57 96V95H56ZM101 96V97H100ZM246 96V95H245ZM245 96H244V98H245ZM33 97V98H32ZM42 97V98H41ZM32 98V99H31ZM123 98H124V100H123ZM263 98V99H262ZM15 99V100H14ZM18 99V100H17ZM40 99V100H39ZM44 99V100H43ZM54 99H55V101H54ZM76 99V101L74 102V100H73V102H72V105H74L73 107H76L77 105V108H74V109H78V107H81V108H85L89 103H96V100H95V102L93 101V98H90V99H88L85 103L83 102V105H82V103H79V102H77V101H79L80 99H82V98H75ZM129 99V100H128ZM8 102H7V101ZM29 100V101H28ZM90 100V101H89ZM127 100H128V103H126L127 102ZM239 100V99H238ZM16 103H15V102ZM31 101V102H30ZM53 101V102H52ZM58 101V102H57ZM103 101V102H102ZM125 101V102H124ZM132 101V104H134L133 103V100H131ZM216 101V102H215ZM12 102V103H11ZM32 102H33V104H32ZM46 102V103H45ZM79 103V104H77V103ZM138 102V101H137ZM254 102V103H253ZM4 103V104H5ZM53 103V104H52ZM58 103V104H57ZM127 105H129L128 107H130V109H132V110H130L127 106H125L126 104ZM215 103V104H214ZM4 104H3V106H4ZM25 104V105H26ZM36 104V105H35ZM75 104H76V106H75ZM83 106H81V105ZM214 104V105H213ZM31 105V106H30ZM40 105H41V107H40ZM136 105H137V107H136ZM227 105V104H226ZM33 106V107H32ZM35 106V107H34ZM51 106V107H50ZM52 106H56V110L59 112V108H60V113H58L56 110H55V108L53 109V111H52ZM60 106V107H59ZM103 106V107H102ZM206 106H208V105H206ZM206 106H203V108L205 109V112L203 111L202 113L204 114H202V115H200L201 117H199V119L197 120V130H196V127L194 128V129H191V132L189 131V137L187 138L188 139V141L189 140H191V142L193 143V141H195L196 143H198V141H199V143L204 139V134H206L207 132L208 133H210V132H212V129H213V131H214V127H211V130L209 129V126H211L210 124L208 125V123H209V120H212V118H211V108H212V106L211 107H209L208 109L207 108H205ZM26 107H27V109H26ZM29 107V108H28ZM47 108V110H46V108ZM57 107H59V108H57ZM126 109H125V108ZM140 107H141V105H140ZM140 107H138V108H140ZM3 108H6L5 106L3 107ZM2 107L0 108V109H3ZM96 108V107H95ZM105 108H107V109H105ZM137 108V109H138ZM25 109H26V111H25ZM43 109V110H42ZM219 109V108H218ZM220 109H221V107H220ZM33 110V111H32ZM46 110V111H45ZM50 110H51V113H50ZM47 111H48V113H47ZM57 113H56V112ZM136 111V110H135ZM140 111V110H139ZM34 112V113H33ZM37 112V113H36ZM55 112V113H54ZM102 112V113H103ZM26 113H22V114H26ZM40 113V114H39ZM233 113V115H235L236 114V105H235V111H233L232 112ZM35 114V115H34ZM50 114V115H49ZM56 116H55V115ZM54 115V116H53ZM58 115V116H57ZM63 115H65V113L63 114ZM99 115H101V113H99ZM103 115V114H102ZM101 115V116H102ZM114 115H116V116H114ZM259 115V116H258ZM260 115H262V116H260ZM53 116V117H52ZM203 116V117H202ZM205 116V117H204ZM12 117V116H11ZM52 117V118H51ZM129 117H130V119H129ZM41 118V119H40ZM59 118V117H58ZM61 118V117H60ZM63 118V117H62ZM106 118V117H105ZM118 118H119V120H118ZM127 118V119H126ZM134 118V119H133ZM260 118H261V120H260ZM263 118V119H262ZM18 119H20L21 120V122H20V120L18 121ZM43 119H47L46 121H51L52 120V122H50V124H49V127H48V129H45V130H47V131H45L44 133L47 135H45L44 133H42V135H41V137H39L40 136V134L37 132V135L35 134L36 133V131H37V129H36V131H35V129H32L33 128V126H30L31 125V123L33 122V121H35V122H37V123H43ZM50 119V120H49ZM55 119H57L56 121H55ZM116 120H117V122H116ZM124 120V121H123ZM129 120V121H128ZM120 121V122H119ZM128 121V122H127ZM257 121V122H256ZM45 122V121H44ZM54 122L57 124V125H55L54 124ZM124 123V124H123ZM128 123V124H127ZM11 124H14L13 126H14V128L11 126ZM33 124H36V123H34L33 122ZM32 124V125H33ZM52 124V125H51ZM130 124V126H128ZM259 124V125H258ZM56 127H55V126ZM121 125V126H120ZM137 125V126H136ZM144 125V126H143ZM15 126H16V128H17V130H15L16 128H15ZM28 126V127H27ZM51 126V127H50ZM128 126V127H127ZM135 126V127H134ZM24 127H27L26 128V130H25V128ZM31 128V130H33V131H35V133H33V131H32V133L33 134H35V136L31 139V141H34V143L37 145V147H36V145L32 142L31 143V141H27V144H26V142H23V145L22 146H20L19 148H13V147H11V148H13V149H11V148H9L10 147V144H11V140H13V139H10V137L9 136H13L14 135V132L15 131H19L20 130V133H22L24 130L25 131H27V129L28 128ZM120 127H123L124 128V131H122L121 132V129H120ZM127 129H126V128ZM19 128V129H18ZM24 129L23 131H22V129ZM30 128L28 129V130H30ZM45 128H47V126H45ZM6 129H10V130H6ZM51 129V130H50ZM53 129V130H52ZM120 129V130H119ZM126 129V130H125ZM131 129V130H130ZM261 129H262V127H261ZM194 130V132H192ZM25 131H24V133H25ZM52 132V134L50 133V135L49 134H47V133H49V132ZM53 131H54V133H53ZM130 131H133L132 133H131V135H129L130 133ZM138 131H140L139 133H138ZM210 131V132H209ZM216 131V130H215ZM214 131V132H215ZM47 132V133H46ZM124 132V135L123 134H121V133H123ZM214 132L212 133V137H214V138H218V134H214ZM126 133V134H125ZM138 133V134H137ZM208 133L206 134V136H208ZM215 133H217V131L215 132ZM13 134V135H12ZM120 134V135H119ZM135 134V135H134ZM259 134V133H258ZM7 135H8V137H7ZM39 135V136H38ZM43 135H45V137L46 138H42V136ZM138 136V138H135V137H137ZM214 135H216V136H214ZM263 136L264 135V129H262L261 130V134H260V136ZM39 138H38V137ZM52 136H53V138H52ZM124 136V137H123ZM132 136H134V138L132 137ZM140 136V137H139ZM145 138L144 139V141H143V138ZM202 136V140H200L201 137ZM205 136V137H206ZM261 136V137H262ZM6 138V139H5ZM35 138V139H34ZM41 138V139H40ZM140 138V140H138ZM142 138V139H141ZM200 138V139H199ZM4 139H5V141L6 142H4ZM9 139H10V142H9ZM36 139H38V141L36 140ZM52 139H53V141H54V143H53V141H52ZM56 140V143H55V140ZM132 140V139H134L135 140V142H134V140H132L131 142H129L128 140ZM138 141H137V140ZM198 139V140H197ZM37 141V143H36V141ZM42 140H45V141H42ZM49 140L51 141V144H49L50 142H49ZM142 140V141H141ZM193 140V141H192ZM2 141H3V143H4V146L5 147H3V148H1L2 146H3V143H2ZM40 141V142H39ZM128 141V142H127ZM141 141V142H140ZM47 142V143H46ZM130 143L129 145H134V147L133 146H130V148H129V145L127 144V143ZM137 142H139V144L137 145L136 143ZM143 142V143H142ZM191 142L189 143V144H191ZM15 143V142H14ZM28 143H30L29 145H28ZM45 143V144H44ZM135 143V144H134ZM199 143H198V145H199ZM6 144H7V146H6ZM16 144V143H15ZM15 144H13V146L15 147ZM24 144H26V145H24ZM32 144V145H31ZM53 144V145H52ZM56 144H58V145H56ZM142 144V145H141ZM144 144V145H143ZM39 145V146H38ZM50 145V146H49ZM52 145V146H51ZM54 145H55V147H54ZM125 145H127V146H125ZM12 146V145H11ZM19 145H17V147H18ZM26 146V147H25ZM33 146H35V147H33ZM45 146V147H44ZM48 146V147H47ZM125 146V147H124ZM50 147V148H49ZM188 147H190V146H188ZM235 147V146H234ZM6 150H5V149ZM28 148V149H27ZM30 148V149H29ZM43 148H44V152H43ZM45 148H47V150L45 151ZM49 148V149H48ZM118 148V149H117ZM120 148L122 149L121 151H119L120 150ZM136 148V149H135ZM226 148V150H228V148L227 147H224L223 148V150ZM10 149H11V151H10ZM17 149V150H16ZM26 149H27V153H26ZM34 149V150H33ZM53 151H51V150ZM125 149V150H124ZM129 149H135V151L134 150H129ZM234 150H235V148H233ZM5 150V151H4ZM49 150V151H48ZM124 150V151H123ZM213 151L212 149H209V151ZM226 150H224V151H222V155H224V156H222V158H224L225 157V154L227 153L226 152ZM3 151V152H2ZM7 151V152H6ZM20 151V152H19ZM22 151L23 152H25V155L26 156H24L23 154L22 155H19L18 153H22ZM48 151V152H47ZM55 151V152H54ZM111 151V152H112ZM122 151H123V153H122ZM129 151H131V153L129 152ZM132 151H133V153H132ZM137 151V152H136ZM208 151V149L204 152L205 154H203L202 156H204V155H207V158L209 159V154L211 153V155L213 156L214 155V151L213 152H207ZM236 151V150H235ZM14 152H17V153H14ZM42 152V153H41ZM49 152H50V154H49ZM51 152L52 153H54V154H51ZM127 152H129V154L131 155H129ZM223 152H225V153H223ZM7 153V154H6ZM14 155H13V154ZM113 153V152H112ZM127 153V154H126ZM188 153H190L191 154V152L189 151ZM199 154H201V153H203V152H198ZM197 152H195L194 154H191V155H196V157L198 156V157H202V156H200V155H197L198 154ZM207 153V154H206ZM221 153V152H220ZM9 154V155H8ZM28 154V155H27ZM56 154H58V155H56ZM125 154V156L124 157H122L123 155ZM189 154V155H190ZM237 154H238V156L237 157H239L238 159H237V165L238 166H240L241 167V169H239V171L241 172V173H243V175H247V176H249V178H250V180H251V182L253 183V185H254V188H255V192L254 193H256V183H259V181H261L263 178H262V175H259V177H258V175H252L251 174V172L248 170V165H247V163H248V161L249 160H246V157H242V155H240L238 152H237ZM17 155H18V157H17ZM127 155V156H126ZM210 155V156H211ZM13 156V158H11ZM14 156H16V157H14ZM57 156V157H56ZM119 156H121L122 157V159H121V157H119ZM133 156V157H132ZM211 156V157H212ZM220 156V154L218 155V157H221ZM20 157H21V159H20ZM127 157V158H126ZM195 156H194V161H193V163L196 161V163L197 164H200V162H204V159H202V158H196ZM210 157V158H211ZM11 158V159H10ZM58 158V159H57ZM124 158V159H123ZM131 158H133V160L131 159ZM222 158H220V159H222ZM243 158V160L245 161H243V162H240V160ZM60 159V160H59ZM198 159L200 160V159H202V161H198ZM103 160V161H102ZM121 160H123V161H121ZM129 160H132L131 162L129 161ZM207 160V159H206ZM238 160H239V162H238ZM16 161V162H15ZM22 161V162H21ZM60 162V164L58 163V162ZM48 162V163H47ZM54 164H53V163ZM68 162H69V164H68ZM95 164H94V163ZM101 162V163H100ZM122 162V163H121ZM129 162V163H128ZM24 163V164H23ZM52 163V164H51ZM55 163H57V164H59V165H55ZM100 163V164H99ZM252 166H255V165H259L260 164V158L259 157H255V158H253L252 160H250V162H249ZM64 164H65V166H64ZM91 164V165H90ZM126 164H128V165H126ZM202 164H203V166H202ZM202 164H200L201 166V169H199L198 167H196V170L195 169H193L194 170V172H192V173H194V175H193V178L191 179V181L193 180V179H195L194 177H195V175H196V177H197V179H195V180H193V184H196V187H198V185H199V187L198 188H200V187H204L205 186V183H209L208 184V186H211L212 185V178H208V177H210V175L209 174H205L204 172L202 173L201 172V170L203 169V170H207L206 168H204V167H206V164H205V162L204 163H202ZM205 164V165H204ZM23 165V166H22ZM68 165V166H67ZM72 165H73V163H72ZM133 165V166H132ZM2 166V167H1ZM51 166H53L52 168H51ZM56 166V167H55ZM59 166L60 167H62L61 169L59 168ZM83 166H84V169H83ZM91 167V169H90V167ZM127 166H129V167H127ZM132 166V167H131ZM5 167V168H4ZM7 167V168H6ZM66 167H68V168H66ZM89 167V168H88ZM134 167V169H135V167H136V169L134 170V169H132ZM203 167V168H202ZM2 168V169H1ZM56 168V169H55ZM117 168H119L118 170H117ZM126 168H129L131 171H133V172H130L129 173V169H128V173L129 174H127V169L125 170ZM198 168V169H197ZM52 169V170H51ZM83 169V170H82ZM124 169V170H123ZM142 169V168H141ZM9 170V171H8ZM43 170V171H42ZM56 170V171H55ZM60 170H63V171H61L60 172ZM71 172H70V171ZM76 170V171H75ZM121 170H123V171H121ZM199 170V171H198ZM210 170H213L214 172H215V170L216 169H210ZM67 171H68V173H67ZM78 171V172H77ZM119 171H121L122 173H120ZM136 171H138V172H140V171H142V173L140 172L139 174H138V172H136ZM195 171H196V174H195ZM198 171V172H197ZM74 172V173H73ZM76 172V173H75ZM83 172H86L85 174L83 173ZM118 172H119V174H118ZM199 172H200V174H199ZM250 172V173H249ZM80 173V174H79ZM124 173H125V175H129V176H131L132 175V173H133V177H128V176H125L124 175ZM8 174V175H7ZM68 174V175H67ZM73 174V175H72ZM79 174V175H78ZM89 174V175H88ZM120 175L119 177H118V175ZM199 174V176H197ZM79 177H78V176ZM83 177H82V176ZM134 175H135V178H134ZM143 175V176H142ZM218 175H219V172H218ZM6 176V177H5ZM8 176V177H7ZM88 176V177H87ZM114 179H116V180H114ZM120 177H122V179H121V182L123 183H121V182H119L118 181V179L120 180ZM128 177V178H127ZM199 177V178H198ZM220 177H222V175L220 176ZM256 177H258V178H256ZM29 178V179H28ZM31 178V179H30ZM36 179L37 180V183H35L36 182V180L34 181V179ZM133 178V179H132ZM5 179V182L3 181ZM8 179H9V181H8ZM13 181H12V180ZM128 179H132L131 181L130 180H128ZM209 179V180H208ZM32 180L34 181V182H32ZM76 180V179H75ZM126 180H128V181H126ZM142 180H140V181H142ZM148 180V179H147ZM15 181V182H14ZM38 181H40V182H38ZM123 181H126V182H123ZM130 181V182H129ZM135 181V182H134ZM144 181H146V180H144ZM207 181V182H206ZM7 182V183H6ZM105 181H103V183H102V181H101V183L103 184V185H105V183H108L107 181L104 183ZM113 182H115L114 184H113ZM147 182V181H146ZM187 182H189L188 183V185L189 184H191V182L190 181H187ZM205 182V183H204ZM42 183V182H41ZM119 183V184H118ZM126 183V184H125ZM133 183V184H132ZM150 182H148V184H146V185H144V183L141 185L142 187H145L144 189H147V191H151V190H153V187L151 186V184H149ZM199 183V184H198ZM9 184V185H8ZM186 184V183H185ZM202 184H204V185H202ZM207 184H206V186L205 187H207ZM114 185H116V186H114ZM124 187H123V186ZM126 185H128V186H126ZM148 185V186H147ZM187 184L186 185H184L185 187L183 188H181V190L179 191V193H181L184 189H185V191H183L182 193H185L186 192V190L187 189H189V186H188ZM192 185V184H191ZM191 185H190V189H191ZM202 185V186H201ZM41 186V187H40ZM110 186H112V187H110ZM114 186V187H113ZM126 186V187H125ZM140 186V187H141ZM148 188H147V187ZM149 186H150V188H149ZM195 185H192V187H194ZM4 187V188H3ZM44 187H46V188H44ZM141 187V188H142ZM152 187V188H151ZM103 188H101V189H103ZM140 188V189H141ZM2 189V190H1ZM46 189V190H45ZM130 190L129 191H131V192H134L135 193V191H133L134 189H132V187H130L129 188ZM143 189V188H142ZM140 190V192H143V191H146V190ZM5 190V191H4ZM28 190V191H27ZM120 191V192H118V191ZM33 191V193H31ZM38 191V192H37ZM122 192V193H121ZM5 193V194H4ZM8 193H9V191H8ZM36 193V194H35ZM119 193V194H118ZM128 193V194H127ZM176 193V195H177V193L178 192H175V190H174V188H170L169 189V195H171V198H172V201L176 204L177 203V201L178 200H180L181 199V197H182V195H180L179 197H178V195H177V197H175V194ZM178 193V194H179ZM29 194V195H28ZM131 194H133V193H131ZM130 194V195H131ZM137 194H139L140 195V193L138 192V190H137ZM152 196H151V195ZM25 195V196H24ZM76 195H77V197H76ZM124 195V196H123ZM145 195V196H144ZM72 199H71V198ZM69 197V199H71L74 203L73 204H75L76 202V206L75 207H82V206H84V204L83 203H81L80 202V197L78 196V194H75V196H73L74 197V199H73V197L72 196H70ZM77 199H76V198ZM79 197V198H78ZM142 197V198H141ZM144 197V198H143ZM154 197H156V196H154ZM175 197V198H174ZM51 199V200H50ZM78 199H79V201H78ZM139 199V201H137ZM145 199L147 202L145 203L143 200ZM15 200V201H14ZM39 200V201H38ZM77 200V201H76ZM176 200V201H175ZM57 201V200H56ZM125 201H126V203H125ZM135 201V202H134ZM141 201L142 202H144L145 203V205H144V203H141ZM201 201V200H200ZM200 201H199V205L202 203V201H201V203H200ZM38 204H37V203ZM71 202V201H70ZM69 202V203H70ZM80 202V203H79ZM138 204H137V203ZM139 202H140V204H139ZM33 203H36V204H33ZM56 203V202H55ZM60 203H61V201H60ZM60 203H59V201H58V204H57V206L58 205H60ZM150 203L153 205V207H152V205H150ZM14 204H15V207H14ZM72 204V203H71ZM78 204V205H77ZM135 204V205H134ZM148 204V205H147ZM35 205V206H34ZM37 205V206H36ZM87 205V204H86ZM138 205V206H137ZM140 205V206H139ZM143 207H142V206ZM31 206H33V207H31ZM74 207L73 205L71 206L70 204L68 205V207ZM136 206V207H135ZM145 206H147L146 208H144ZM150 208H149V207ZM25 207H26V209H25ZM30 207V208H29ZM74 207V208H75ZM140 207L144 210V213L142 212L143 210H141L140 209ZM7 208V209H6ZM17 208V209H16ZM27 208H29V209H27ZM50 208V209H49ZM133 208H136V209H134L133 210ZM138 208L140 209V211L138 210ZM150 209V213H149V209ZM14 209V210H13ZM36 209V210H35ZM146 209H147V211H146ZM153 209V210H152ZM257 209V208H256ZM255 209V210H256ZM24 210V211H23ZM40 210H46V213L47 214H45L46 216H50V217H46L47 218V220L49 221V218H50V222H48L47 220H46V223H53V224H51V225H53V226H51V228L50 229H52V231L50 232V231H48V229H47V231L45 230V232H47V234H45L44 233V231H41V229H37L38 227H35L37 230L35 231V228H33L32 226L33 225H30V223H33V219L36 217V215H37V213H38V211H40ZM132 210V211H131ZM155 212V215H154V212ZM146 212V213H145ZM144 214V216L142 215V214ZM147 213H149V214H147ZM153 213V214H152ZM231 213V212H230ZM229 213V214H230ZM256 215H254V216H259V217H257L259 220L262 218V214L261 215H258L257 214V210H256V213H255ZM146 215H148L149 216V218H148V216H146ZM142 216V217H141ZM52 217H54V218H52ZM138 217V218H137ZM141 217V218H140ZM252 216H250V218H251ZM4 218V219H3ZM132 218V217H131ZM130 218V216H128V218L126 219V220H128L125 224H127V223H129V222H131V221H135L134 219L135 218H132L131 219ZM148 218V219H147ZM153 218V219H152ZM191 219H192V217H190ZM54 219V220H53ZM61 220L63 219L64 220V218H60ZM130 219H131V221H130ZM150 219V220H149ZM149 220V221H148ZM30 221V222H29ZM32 221V222H31ZM52 221H54V222H52ZM261 222H262V220H260ZM25 222H27V224L25 223ZM62 222V221H61ZM261 222L259 223V225L258 226H256L255 228V230H252L253 232H251V231H247L245 234H243V236H241L240 235V237L245 241V239H246V236L249 234V233H252V234H257L260 230H264V229H262L263 228V226H264V223L262 222V224H263V226L261 225ZM26 225H30V228H29V226H26ZM75 223V222H74ZM74 223H72V224H74ZM0 224V225H1ZM24 224V225H23ZM63 224V223H62ZM130 224V223H129ZM129 224H127V225H129ZM152 224V225H151ZM148 226H150V227H148ZM152 226V227H151ZM201 224H198L197 226H190V229H195V228H201ZM247 226V225H246ZM146 227V228H145ZM32 228V229H31ZM49 229V230H50ZM55 231H54V230ZM62 229V230H61ZM40 230V231H39ZM60 230H61V232H60ZM68 230V231H67ZM24 231V232H23ZM26 231V232H25ZM39 231V232H38ZM53 231L55 232V235H54V233H53ZM57 231H58V233H57ZM69 232V233H67V232ZM35 232V233H34ZM39 233V234H38ZM41 233V234H40ZM53 233V234H52ZM57 233V234H56ZM65 233V234H64ZM74 233V234H73ZM76 233V234H75ZM126 233H129L128 232V229L126 230ZM59 234V235H58ZM142 233H140V235H141ZM192 234V233H191ZM190 234V235H191ZM40 235V236H39ZM43 235V236H42ZM46 235V236H45ZM144 234H142L141 236H138V237H141V240H140V238H136L137 237V235H136V237H134V235L133 236H131V238L132 237H134V239H137V241L136 240H134L133 238L131 239V238H128L129 240H131V242L132 241H134V243L132 242L131 244H128V245H131L132 246V249H134V250H130L131 248L127 245L126 246V244H125V247L127 248V247H129V249L127 248H125L126 250H128V252L126 253L127 254V256H128V254H129V256H128V258H129V260L128 261H130V264H156V263H153V262H157V261H159V260H161V263L164 261L163 259H161V256L156 252L155 253V249L153 248V246L154 245H152L154 242H155V238H153V240L154 241H152L151 242V240H152V238H151V240H150V237L149 236H147V238H149L148 240L146 239V235H144ZM9 236V237H8ZM53 236V237H52ZM142 236H143V238H145V240H147V241H145L143 238H142ZM253 236V235H252ZM20 237V238H19ZM21 238H23V240L21 239ZM35 238V239H34ZM45 238H47V239H45ZM85 238V237H84ZM16 239V240H15ZM38 239V240H37ZM87 239V238H86ZM85 239V240H86ZM128 239H126V240H128ZM139 239V240H138ZM6 240V239H5ZM20 240V241H19ZM14 241V243H11V242H13ZM59 241V242H58ZM139 241V242H138ZM127 242H129L130 243V241H127ZM138 244H136V243ZM142 242H145V243H143V244H141ZM146 242H148V243H146ZM150 242V243H149ZM7 243V244H6ZM39 243V244H38ZM54 243H57V244H55L54 245ZM125 243H126V241H125ZM6 244V245H5ZM134 244V245H133ZM146 244L148 245V247L151 245L152 246V248L154 249H151V246H150V249L146 246ZM2 245L4 246V248L2 247ZM54 245V247H52ZM144 246V248H143V246ZM7 246V247H6ZM133 246H141V247H133ZM52 247V248H51ZM3 248V249H2ZM49 248H50V251H49ZM142 248V249H141ZM138 249V250H137ZM141 249V250H140ZM143 249H147L146 251L144 250L143 251ZM172 249H173V252H175L174 253V255H175V263L177 264H208V263H205L204 261H202L201 259H199V258H196V257H194V255L193 256H188V255H183L181 252H179V248H178V246L175 244V243H173L172 244ZM136 250V251H135ZM153 250V251H152ZM47 251V252H46ZM132 251V252H131ZM133 251H135V252H133ZM143 251V252H142ZM226 250H224V251H222L221 252V255H220V258H221V260H227V259H229L230 258V254H228V253H226L225 252ZM30 252H32V253H30ZM34 252V253H33ZM130 252V253H129ZM137 252V253H136ZM135 253V254H134ZM155 253V254H154ZM2 254V255H1ZM157 254H158V257H157ZM141 256V257H139V256ZM215 255V254H214ZM66 256H69V254L67 253L66 254ZM131 257H134V259H135V257H137L134 261H131ZM157 257V258H156ZM217 257H218V255H217ZM69 257H67V258H64V259H62L63 260V262H62V260L61 261H58L59 259H55L54 260V258L53 259H51V263H50V261H46V263H45V261H43V263L41 262L40 264H76L75 263V261H77V259H76V257H74L73 256V258H71V259H68ZM131 258V259H130ZM72 259H74V260H72ZM138 259H139V261H141V260H143V262L141 261V262H139L138 261ZM177 259L179 260V261H177ZM54 260V261H53ZM58 262H57V261ZM88 260V257L86 258V264H91V261L89 262V261H87ZM137 260V261H136ZM155 260V261H154ZM201 260V261H200ZM38 261V260H37ZM53 261V262H52ZM56 261V262H55ZM61 262V263H60ZM198 262H200V263H198ZM160 263V261H159V263H157V264H161ZM217 263H218V261H217ZM216 263V264H217ZM39 264V263H38Z\"/></svg>",
    "mask_w": 264,
    "mask_h": 264
},
{
    "label": "crops",
    "instance_id": "3",
    "mask_svg": "<svg viewBox=\"0 0 264 264\" xmlns=\"http://www.w3.org/2000/svg\"><path fill=\"white\" fill-rule=\"evenodd\" d=\"M207 1L209 2V6L207 9H204V5L201 1L199 2L200 5L198 4V15L204 14L205 10L207 13L211 14V16L214 15L213 17H210L211 20L209 22L206 21V23L202 27L203 44L209 48L208 52H206L205 61L208 71L206 73V87L216 90L221 97H224V99L227 98L228 100H232L236 105V114L234 115V131L236 132L238 139L240 140V145L246 146L247 149L243 150L242 157H246V160H249L247 165L248 168L251 169V174L255 176L258 175V177L259 175H262V178L264 179V148L260 144V140H258L256 136L253 135L254 132L250 128V119L248 118V111H250L248 105L249 99L247 97L248 90L243 87L246 86V73L244 72L245 68L244 66L240 67L237 64L238 60L236 59L233 51L228 52L225 49L226 46H228L229 41H231V36L228 30H230V28L232 29V27L228 26L227 24V19L229 21L228 14L230 12L228 10V7L223 6L222 1H220L219 3L216 2L217 0ZM218 10H221L222 12L218 13ZM217 15H219V18ZM213 74L216 77L215 80L212 77ZM209 83L214 87H208ZM239 88L245 91L244 96H246L243 100L237 99V90ZM223 92H226V95H224ZM261 149L263 151H261ZM255 157L260 158V164L252 166L249 162ZM262 211L264 212V209ZM261 220L264 223L263 219ZM258 222L260 223L261 221L258 220ZM262 222L261 225L263 226ZM262 229H264V226Z\"/></svg>",
    "mask_w": 264,
    "mask_h": 264
},
{
    "label": "built area",
    "instance_id": "4",
    "mask_svg": "<svg viewBox=\"0 0 264 264\" xmlns=\"http://www.w3.org/2000/svg\"><path fill=\"white\" fill-rule=\"evenodd\" d=\"M244 179L245 175H243L242 181ZM242 186L245 187L243 183ZM254 192L255 188H252L251 191H247V196L249 198V201L251 202L254 201ZM253 206V204L249 205V207L251 208H253ZM232 214L233 213H230V216ZM232 224L236 229V233L241 234V236H243V234L247 232L246 228L243 226V221L241 218L236 217L235 220H232ZM245 248L248 252V259L250 264H264V230H261L259 233L254 234L251 238H249V235H247L245 239ZM233 260L234 261H231L230 258L227 260H221L220 258L217 264H245L244 261L237 258Z\"/></svg>",
    "mask_w": 264,
    "mask_h": 264
},
{
    "label": "water",
    "instance_id": "5",
    "mask_svg": "<svg viewBox=\"0 0 264 264\" xmlns=\"http://www.w3.org/2000/svg\"><path fill=\"white\" fill-rule=\"evenodd\" d=\"M241 5H242L243 12H244V17H245V19H247L248 17H247L246 5H245L244 0L241 1ZM248 33L250 34L251 40H252L253 45H254V50H255L256 56H257V61H258L259 65L261 66L262 65V60H261L260 55H259V53L257 51L256 46H255V41H254V38H253L252 31L249 29Z\"/></svg>",
    "mask_w": 264,
    "mask_h": 264
}]
</instances>
